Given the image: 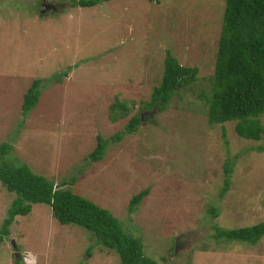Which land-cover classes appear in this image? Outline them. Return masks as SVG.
Segmentation results:
<instances>
[{
    "label": "rangeland",
    "instance_id": "374dc122",
    "mask_svg": "<svg viewBox=\"0 0 264 264\" xmlns=\"http://www.w3.org/2000/svg\"><path fill=\"white\" fill-rule=\"evenodd\" d=\"M70 1L0 0V144L11 145L9 159L56 186L76 178L71 191L109 211L157 263L264 264V238L254 246L212 238L215 226L264 223V138L240 140L235 123L208 126L196 97L213 74L225 0ZM168 52L198 70L194 89L178 92L163 113L141 110ZM57 73L67 76L22 121L31 83ZM116 102L126 103L125 116L112 111ZM135 115V133L114 142ZM97 136L108 144L91 163ZM227 162L230 188L220 198ZM146 189L130 214V200ZM15 197L0 183V229ZM9 232L0 264H119L115 251L84 228L60 225L47 205L16 217Z\"/></svg>",
    "mask_w": 264,
    "mask_h": 264
},
{
    "label": "trees",
    "instance_id": "16d2710c",
    "mask_svg": "<svg viewBox=\"0 0 264 264\" xmlns=\"http://www.w3.org/2000/svg\"><path fill=\"white\" fill-rule=\"evenodd\" d=\"M111 0H71L72 8H92ZM70 69V68H69ZM198 70L180 65L169 52L163 62V75L160 85L153 89L149 102L141 103V110L157 109L163 113L173 97L183 91H193ZM67 74H54L46 80H34L23 96L21 105L22 121L36 108L42 91L53 81L60 83ZM206 88L197 95L205 107L208 126H222L235 123L234 133L246 142H258L264 138V127L260 119L264 116V0H225V8L220 25L217 52L212 76ZM128 112L126 103L116 102L112 111ZM116 116H112L115 120ZM142 121L140 115L131 118L123 132L112 140L120 142L125 135L135 133ZM23 123H21L22 125ZM223 138L225 132L223 130ZM225 144L227 145V141ZM108 141L96 137V147L88 155L91 163L100 162L105 155ZM11 145L0 144V183L15 194L7 216L0 229V247L10 234L9 228L18 216L31 213L32 206L43 204L50 207L52 217L60 225H76L89 231L98 245L115 251L119 264H167L157 263L144 255L140 240L129 237L112 214L93 202L74 194L71 187L76 178L62 182L58 186L53 181L33 173L23 163L9 159ZM260 150V149H259ZM224 183L220 198L230 188L232 166L226 163ZM149 195L146 189L134 196L128 206V212L137 211L142 201ZM214 219L217 210H208ZM213 239L217 242H236L256 245L264 238V223L240 229H222L214 227ZM17 251V249H16ZM20 260L16 264H21Z\"/></svg>",
    "mask_w": 264,
    "mask_h": 264
}]
</instances>
